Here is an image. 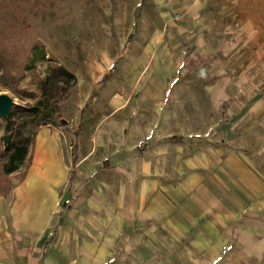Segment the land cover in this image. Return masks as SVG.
<instances>
[{
  "label": "crops",
  "instance_id": "crops-1",
  "mask_svg": "<svg viewBox=\"0 0 264 264\" xmlns=\"http://www.w3.org/2000/svg\"><path fill=\"white\" fill-rule=\"evenodd\" d=\"M194 7L182 6L186 37L160 33L141 53L105 55L119 70L95 92L80 82L67 155L65 133L38 129L20 177L0 192V264H264L262 141L233 137L220 119L207 124L222 125L216 135L200 132L199 91L214 104L230 77L220 91L179 69ZM171 10L159 11L157 30Z\"/></svg>",
  "mask_w": 264,
  "mask_h": 264
},
{
  "label": "rangeland",
  "instance_id": "rangeland-1",
  "mask_svg": "<svg viewBox=\"0 0 264 264\" xmlns=\"http://www.w3.org/2000/svg\"><path fill=\"white\" fill-rule=\"evenodd\" d=\"M188 1L0 0V93H7L13 101L9 114L0 116V192H6L25 168L23 161L14 176L4 173L8 163L5 137L25 143L29 152L38 129L54 126L65 133L63 151L67 155L72 136L67 130L73 128L70 118L73 125L76 122V96L70 97L80 82L92 79L95 92L107 74L119 70L121 61L108 62L105 55L113 59L141 53V44L160 33L170 39L186 37L182 36L185 14L181 11ZM190 2L198 15L189 22L192 47L184 48L187 58L179 69L196 71L201 86L210 84L223 91L228 76L231 86L230 94L216 92L214 104L199 91L200 132L214 136L222 125L208 127V123L229 121L233 137L255 140L258 136L264 147V0ZM163 7L172 9V21L166 30H157L153 22ZM228 42L231 46L224 48ZM57 65L75 75L73 85H54L47 79ZM90 71L95 74L88 78ZM109 92V87L102 89V96Z\"/></svg>",
  "mask_w": 264,
  "mask_h": 264
},
{
  "label": "trees",
  "instance_id": "trees-1",
  "mask_svg": "<svg viewBox=\"0 0 264 264\" xmlns=\"http://www.w3.org/2000/svg\"><path fill=\"white\" fill-rule=\"evenodd\" d=\"M133 33V30L129 33L128 39H130V34ZM47 79L54 84L67 82L68 85H73L75 83V75L66 69L63 65H57L52 69L51 73L47 76ZM57 109V107H56ZM78 132L73 133L71 140V156L73 164L77 160V151H78V142H77ZM6 138V147L5 150L8 153V163L4 165V173H11L16 170L20 163H22L28 152L27 145L25 143H18L15 140H11V136L8 135Z\"/></svg>",
  "mask_w": 264,
  "mask_h": 264
},
{
  "label": "water",
  "instance_id": "water-1",
  "mask_svg": "<svg viewBox=\"0 0 264 264\" xmlns=\"http://www.w3.org/2000/svg\"><path fill=\"white\" fill-rule=\"evenodd\" d=\"M12 98L7 93H0V116L6 117L12 106ZM65 122V120H63Z\"/></svg>",
  "mask_w": 264,
  "mask_h": 264
}]
</instances>
